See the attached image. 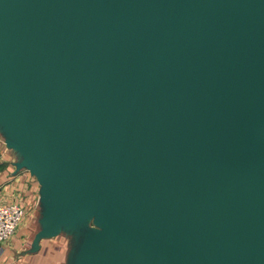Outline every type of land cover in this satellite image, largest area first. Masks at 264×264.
I'll return each instance as SVG.
<instances>
[{
  "label": "water",
  "instance_id": "1",
  "mask_svg": "<svg viewBox=\"0 0 264 264\" xmlns=\"http://www.w3.org/2000/svg\"><path fill=\"white\" fill-rule=\"evenodd\" d=\"M0 130L74 264H264V0H0Z\"/></svg>",
  "mask_w": 264,
  "mask_h": 264
},
{
  "label": "crops",
  "instance_id": "2",
  "mask_svg": "<svg viewBox=\"0 0 264 264\" xmlns=\"http://www.w3.org/2000/svg\"><path fill=\"white\" fill-rule=\"evenodd\" d=\"M22 156L10 149L0 130V204L16 203L25 216L8 241L0 244V264H74L83 235L63 228L53 237L37 238L43 204L41 184L26 168H18Z\"/></svg>",
  "mask_w": 264,
  "mask_h": 264
},
{
  "label": "built area",
  "instance_id": "3",
  "mask_svg": "<svg viewBox=\"0 0 264 264\" xmlns=\"http://www.w3.org/2000/svg\"><path fill=\"white\" fill-rule=\"evenodd\" d=\"M25 216L24 208L16 203L0 204V244L16 232V229Z\"/></svg>",
  "mask_w": 264,
  "mask_h": 264
},
{
  "label": "rangeland",
  "instance_id": "4",
  "mask_svg": "<svg viewBox=\"0 0 264 264\" xmlns=\"http://www.w3.org/2000/svg\"><path fill=\"white\" fill-rule=\"evenodd\" d=\"M92 228H94V229H96L97 228V226L96 225H93V226H91Z\"/></svg>",
  "mask_w": 264,
  "mask_h": 264
}]
</instances>
